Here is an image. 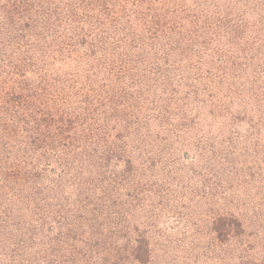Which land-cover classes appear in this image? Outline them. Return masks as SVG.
Here are the masks:
<instances>
[{"label": "trees", "instance_id": "trees-1", "mask_svg": "<svg viewBox=\"0 0 264 264\" xmlns=\"http://www.w3.org/2000/svg\"><path fill=\"white\" fill-rule=\"evenodd\" d=\"M210 118L222 161L264 124L260 0H0V264H152L134 216L159 170L211 151ZM221 212L216 264H264V224Z\"/></svg>", "mask_w": 264, "mask_h": 264}, {"label": "rangeland", "instance_id": "rangeland-1", "mask_svg": "<svg viewBox=\"0 0 264 264\" xmlns=\"http://www.w3.org/2000/svg\"><path fill=\"white\" fill-rule=\"evenodd\" d=\"M260 1L264 3V0ZM238 10L241 9L238 8ZM214 121L215 123H213V118H210L203 123L201 129L202 135H207V142L203 144V147L209 145L211 151L204 150L201 145L200 150L203 149L204 152L201 150L200 155L196 154L192 162H184L181 158L179 173L170 168L164 171L157 169L158 172H161L158 179L159 186L155 184L149 199H152L151 202L155 201L158 210L155 213L153 211L142 213L144 215L142 221L139 220L138 214L134 216V220H138V224L144 222V226H140V231H146V235L152 240L154 251L152 264H216L215 258L218 256L216 254L218 248H216V243L211 238V240L209 239L207 233H209L208 227L210 222L214 220L215 214H222V210L235 212L251 227L253 224H264V220L251 218L253 215L251 206L259 202L264 203V195H260L256 188V181L258 183L259 176L264 173V164H262L263 169L259 176L255 178L254 176L259 172V166L256 158L251 157L253 145L257 146L258 157L264 156V152L260 150L264 147V124L253 129L250 141L242 142V147L239 148L251 149L241 153L237 148L236 155L231 156L230 147L226 144L229 155L225 161H222L220 159L224 155L220 151L223 149L219 139L221 137H218L219 126L216 123L218 121ZM236 131L238 133L237 129ZM236 131L235 135L237 134ZM222 133L226 134V132ZM199 138L200 136L197 137L198 140H200ZM154 149L155 147L151 151ZM197 149L199 152V148ZM152 158L154 160L155 156L152 155ZM175 158H178L177 155ZM236 171L240 176L241 174L244 176H237ZM158 188L160 189L156 193ZM178 191L184 192L177 195L182 197H180L181 201L175 200L174 196H171L173 193L174 195L178 194ZM175 220L184 228L180 229V227L178 230L170 231L168 224ZM150 224L154 225L149 228ZM135 226L136 223L131 221L127 230L132 231ZM165 233L169 237L166 241L169 243L168 246H165L166 243H161L162 238H159L161 235L165 238ZM175 241L182 244L184 249L180 247L173 249V242ZM191 241L193 244H188ZM187 245L188 248L191 246L193 249H189L190 253L186 248ZM251 252L260 257L264 255V248L256 246Z\"/></svg>", "mask_w": 264, "mask_h": 264}]
</instances>
